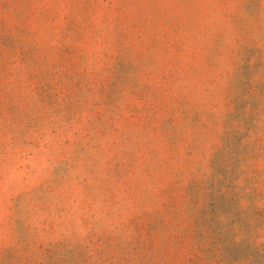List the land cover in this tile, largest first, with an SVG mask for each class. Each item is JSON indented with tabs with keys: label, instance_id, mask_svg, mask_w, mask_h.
Returning <instances> with one entry per match:
<instances>
[{
	"label": "rangeland",
	"instance_id": "1",
	"mask_svg": "<svg viewBox=\"0 0 264 264\" xmlns=\"http://www.w3.org/2000/svg\"><path fill=\"white\" fill-rule=\"evenodd\" d=\"M0 264H264V0H0Z\"/></svg>",
	"mask_w": 264,
	"mask_h": 264
}]
</instances>
